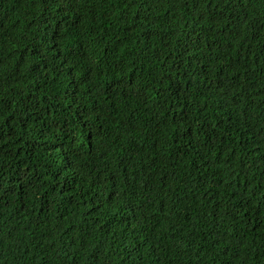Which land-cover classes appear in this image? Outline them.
<instances>
[{"label": "trees", "instance_id": "16d2710c", "mask_svg": "<svg viewBox=\"0 0 264 264\" xmlns=\"http://www.w3.org/2000/svg\"><path fill=\"white\" fill-rule=\"evenodd\" d=\"M0 264H264V0H0Z\"/></svg>", "mask_w": 264, "mask_h": 264}]
</instances>
